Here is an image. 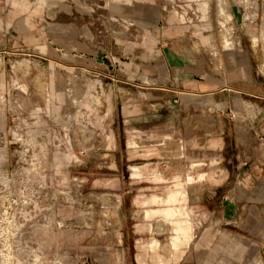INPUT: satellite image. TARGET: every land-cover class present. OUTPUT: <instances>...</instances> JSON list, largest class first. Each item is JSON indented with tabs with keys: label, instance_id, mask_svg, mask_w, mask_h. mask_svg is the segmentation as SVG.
Segmentation results:
<instances>
[{
	"label": "rangeland",
	"instance_id": "obj_1",
	"mask_svg": "<svg viewBox=\"0 0 264 264\" xmlns=\"http://www.w3.org/2000/svg\"><path fill=\"white\" fill-rule=\"evenodd\" d=\"M151 7L167 28L166 46L184 54L178 42L187 40L192 56L222 84L247 90L255 108L248 118L213 114L228 126L231 162L213 159L194 171L207 173L197 190L203 208L194 189L187 202L199 230L172 253L171 225L146 218L159 205L143 202L173 181L135 179L132 167H157L166 178L188 172L192 160L177 172L163 156L180 145L187 115L152 116L145 91L118 79L137 41L136 14ZM259 106L264 0H0V264H264V142L242 154L236 133L238 116L251 130ZM152 241L160 247L152 250Z\"/></svg>",
	"mask_w": 264,
	"mask_h": 264
},
{
	"label": "crops",
	"instance_id": "obj_2",
	"mask_svg": "<svg viewBox=\"0 0 264 264\" xmlns=\"http://www.w3.org/2000/svg\"><path fill=\"white\" fill-rule=\"evenodd\" d=\"M220 12H224L227 16L224 9H221ZM136 17L138 19L136 23H139L135 31L138 35L137 41L126 48L124 60L120 63L119 81L121 84L129 86L130 88L127 89H131L135 94V88L145 91L144 94L148 96L150 108H155V111L148 110L152 116H159L163 110L187 115L181 127L180 145L174 144L175 146L170 150L169 148L164 150L163 156L171 157V161L167 163L168 167L177 172L180 170L181 162H185L186 159L187 161L192 160L193 162L188 165V172L184 174L180 172L178 176L166 178L157 167L148 173L146 169L132 167V177L135 179L148 175L157 182L173 181L171 185L165 187L164 192L153 194L143 202L144 205H159L157 209L146 210V218L161 216L164 222L171 225L174 234L168 252L172 253L180 250L183 246L190 245L199 230L198 226H194L190 220L191 208L187 202L189 205L192 203V191L196 190L197 192L205 186L204 181L207 179V173L194 171L206 165L207 162H213V159L224 161L229 158V162H231L232 156L227 151L228 149L231 151L232 148L228 144V138L225 137L228 126L222 119H215L213 114L216 113L220 116L221 113H227V115L230 113L243 115L245 113L248 118V115L251 114L250 110H255V108L253 102L251 105L248 104L247 93L249 92L247 90L238 88L237 84L232 82L222 84L219 78L208 69L209 66L205 63V59L192 56L196 47L187 40L182 39L178 42L185 52L184 54H181L174 46L172 48L166 46L165 40L168 37L163 35V31L165 32L167 28L159 27L158 16L152 7L136 14ZM166 34L171 35L169 31ZM230 44L224 43L225 47H229ZM211 53L214 59H218L220 62L218 66L220 68L222 60L218 57V52L212 50ZM225 55L229 62L228 71L233 73L232 65L235 62V57L230 49H227ZM54 76L59 81V86L62 87L65 79H62L59 74ZM123 112V125L125 126L126 119L129 117L126 116L125 109ZM134 112V114L141 115L143 110L139 106L135 108ZM257 112L259 113L251 118V130L244 124L247 118L238 116L240 122L237 125L236 133L242 154L248 150L251 143H255L257 140L264 142V106H259ZM206 113L209 115L206 116ZM176 135L175 132L174 137L178 139V135ZM137 145V142H129L131 147ZM235 146L238 151L236 159H238L241 152L238 145ZM212 166L214 167V165ZM209 176L210 173H208ZM117 199L120 206L121 200ZM196 199L199 201V203L196 202L197 208H203L198 192ZM216 213L214 210L212 216L215 217ZM158 247L160 246L157 241L150 243L152 250Z\"/></svg>",
	"mask_w": 264,
	"mask_h": 264
},
{
	"label": "bare ground",
	"instance_id": "obj_3",
	"mask_svg": "<svg viewBox=\"0 0 264 264\" xmlns=\"http://www.w3.org/2000/svg\"><path fill=\"white\" fill-rule=\"evenodd\" d=\"M116 201V200H115ZM118 203V202H117ZM119 205V204H118ZM116 207V206H115Z\"/></svg>",
	"mask_w": 264,
	"mask_h": 264
}]
</instances>
